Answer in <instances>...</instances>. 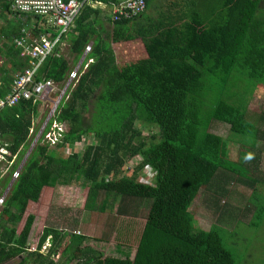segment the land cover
Wrapping results in <instances>:
<instances>
[{"label":"trees","instance_id":"trees-1","mask_svg":"<svg viewBox=\"0 0 264 264\" xmlns=\"http://www.w3.org/2000/svg\"><path fill=\"white\" fill-rule=\"evenodd\" d=\"M91 1L66 38L72 61L59 47L38 73V80L64 83L85 46L92 45L93 61L54 116L66 128L61 142L49 146L41 136L11 184L0 211V264H236L218 227L199 229L191 209L219 171L244 176L229 160L227 141L209 131L213 121L230 125L226 139L241 143L242 156L256 141L264 143V112L259 122L246 113L248 99L264 89V0H170L155 16L147 0L143 15L117 22L99 6L122 0ZM1 4L11 7L7 0ZM9 49L15 57L20 52ZM11 81L6 72L4 91ZM38 115L32 100L0 113L9 163L27 145L30 129H37ZM137 121L157 126L160 139L144 135ZM87 135L96 142L71 154L65 150ZM124 156H141V162L120 177ZM16 168L12 164L10 174ZM146 169L155 174L151 182L139 179ZM257 183L264 180L254 179ZM60 185L83 188L88 205L101 212L116 204L119 219L134 199L152 205L137 232L124 219L114 238L45 225L30 248L35 218L30 208ZM1 188L0 182V195ZM251 201L255 225L264 216V197L254 194Z\"/></svg>","mask_w":264,"mask_h":264},{"label":"rangeland","instance_id":"rangeland-1","mask_svg":"<svg viewBox=\"0 0 264 264\" xmlns=\"http://www.w3.org/2000/svg\"><path fill=\"white\" fill-rule=\"evenodd\" d=\"M1 1L0 11L2 9ZM169 2L170 0H152L149 15H159L165 4ZM15 17L16 15H13L12 23H20V19ZM3 21H0V25L1 23H9V21L4 19ZM63 47L64 55L72 61L73 57L69 56L68 45L66 44ZM61 84L57 86L58 91L62 87ZM59 94L60 92L54 96V100L58 98ZM46 104L50 107L49 103H39L38 105L39 115L35 121V128L37 129L32 133L27 145L20 148V152L13 161V164L17 167L25 166L34 149L32 147L36 132H38L43 118L46 117L49 111V107H46ZM247 105V118L259 122V116L264 112V89L256 91L254 96L248 99ZM85 117L84 121L87 125L88 116L86 115ZM136 128L142 130L146 136L156 134V141L160 139L159 129L155 125L137 121ZM209 131L227 141L226 147L227 152H229L227 153L229 160L235 168L240 170L239 173H243L244 176L241 177L238 173L219 171L208 187H202L198 192L196 203L191 209L195 217V223L199 229L203 230L218 227L223 247L232 253L236 264H264V216L260 213L258 217H263L259 218V222L254 225L257 221L255 218L256 207L251 201L254 194L264 197V185L262 183L253 185L254 179L264 180V143L256 141L255 146L250 147L246 151L245 156H242L241 151H245V148L241 147V143L226 139L230 135L229 124L215 120V122L211 123ZM95 142L96 139L93 135H87L82 142L65 150L71 154L76 151V148L82 151L85 146ZM124 162L125 165L118 168L120 172L122 170L119 174L120 177L127 175L128 171L133 170L141 162V156H136L133 160L125 158ZM0 166L2 172L1 190L8 189L11 182L10 175H12L10 174L11 167L6 164H0ZM146 171H148L144 173L146 176L142 175L139 179L143 180L142 182H151V178L155 174L151 170L146 169ZM9 193L10 190L8 195ZM87 198H89L88 192L79 186H60L44 194L42 199L32 204L30 208L35 218L28 235V246L30 248L36 247L37 240L45 225L68 228L94 237L114 238L116 234L115 227L119 226L120 228V220L124 219L125 222L130 220L132 227H129V229H136L137 232L143 227L152 205L151 200L134 199L129 202L130 204H125V206L127 205V212L121 211L123 216L119 219L117 214L120 213L113 212L116 210V204L111 203L110 208L101 212L98 207L93 209L92 204L88 205ZM97 203L100 204V200ZM27 214L28 212H26ZM131 233L132 231H130ZM126 234L127 228L124 230L123 236L125 237ZM50 242L51 240L48 238L42 253H46Z\"/></svg>","mask_w":264,"mask_h":264},{"label":"built area","instance_id":"built-area-1","mask_svg":"<svg viewBox=\"0 0 264 264\" xmlns=\"http://www.w3.org/2000/svg\"><path fill=\"white\" fill-rule=\"evenodd\" d=\"M91 2V0H13L12 2L11 10L15 14L38 16L44 19L48 28L51 29L44 34L35 36L23 28L21 33L13 38V44L17 49H20V56L26 59L27 65L21 73L15 74L11 84L5 91L0 73V113L6 108L16 106L21 100H32L33 103H38V105L39 103L50 104V107L46 104L49 111L46 117L43 118L38 132H36L33 147L41 136L49 146L58 145L64 136L65 125L58 123L54 116L61 101L76 87L81 74L87 70L88 65L93 61L91 57H88L92 45L85 46L81 58L73 66L66 81L61 84L62 87L59 91L57 90L58 84L55 81L45 78L38 80L37 76L44 61L49 56L54 55L56 49L64 44L84 6L91 4ZM147 9V0H122L118 4L112 5L109 12L112 20L117 22L132 20L143 15ZM58 92L60 94L54 100V96ZM29 133H33L32 128ZM1 136L0 131V164L12 167L16 156H13L12 162L7 161V158H11V153L8 144H4L5 142L2 141ZM21 169L22 165L12 172L8 189H4L0 195V211L8 196L11 184L18 178Z\"/></svg>","mask_w":264,"mask_h":264},{"label":"crops","instance_id":"crops-1","mask_svg":"<svg viewBox=\"0 0 264 264\" xmlns=\"http://www.w3.org/2000/svg\"><path fill=\"white\" fill-rule=\"evenodd\" d=\"M6 1V0H5ZM13 0H7V2H11ZM96 5V4H95ZM100 9L103 10L104 13L109 14L110 7L107 5H100ZM6 13V14H5ZM13 15H16L15 18L20 19V23H12ZM9 21L8 24L1 23L0 25V61H1V68L0 73L1 77L6 75V72L12 75V78L15 76L16 73H21L25 66L27 65L26 59L20 56V52L18 53L17 57L14 54L9 52V47H14L13 38L19 35L23 28L30 31L33 35L39 36L44 34L45 32L50 31L51 29L48 28L46 21L44 19H36L35 17L29 15H17L9 6L8 9H1L0 11V21ZM32 19V20H31ZM4 22V21H3ZM68 45L67 41L65 40L64 44L61 45V52L64 54V45ZM68 49V47H67ZM8 52V53H7ZM81 58V57H80ZM3 75V76H2ZM61 186V185H60ZM59 186V187H60Z\"/></svg>","mask_w":264,"mask_h":264}]
</instances>
